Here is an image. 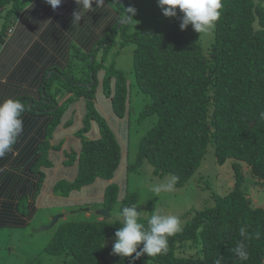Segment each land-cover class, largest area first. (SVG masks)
<instances>
[{
	"label": "trees",
	"instance_id": "trees-1",
	"mask_svg": "<svg viewBox=\"0 0 264 264\" xmlns=\"http://www.w3.org/2000/svg\"><path fill=\"white\" fill-rule=\"evenodd\" d=\"M262 1L258 0L255 13L264 28ZM109 3L117 13L116 23L104 33L97 47L89 53L74 49L67 69H54L41 82L44 95L39 103L45 109L52 110L51 102L64 93L71 95L67 99L71 102L83 98L87 113L78 135L82 136L92 119L100 132L97 138H82L75 159V178L58 182L56 192L66 196L97 179L108 182L114 177L122 150L114 133L94 111L93 97L101 86L114 114L126 120L129 130L130 83L115 68L113 57L107 65L104 63L114 37L119 39V47L132 42L134 84L151 101L137 119L155 115L156 122L140 139L136 163L127 170L147 162L156 176L178 177L175 187L180 188L196 172L208 144L212 143L217 164L231 160L234 180L225 194L212 195L211 206L188 215L182 230L168 238L166 252L154 256L142 254L135 264H217V261L264 264V208L253 206L242 186L244 170L250 178L264 182V29L253 33L252 0H222L221 16L213 28L214 41L206 57L200 44L172 34L161 32L145 37L130 32L132 15L123 17L129 3L126 0ZM20 6L21 0H0V8L5 9L0 43L13 26ZM75 59L82 64L72 68ZM100 71L103 75L99 79ZM18 99L25 110L43 114L37 108L38 102ZM63 110L58 107L51 112L54 122L49 127L57 124ZM47 149L46 145L40 147L35 169L48 165ZM134 197L135 193L129 194L126 189L122 193L114 182H109L104 189L102 207L111 211L120 201L123 209ZM147 220L140 222L147 225ZM55 226L54 235L43 251L60 256L63 264H101L108 252L104 241L115 237V231L123 224L96 218L65 220ZM241 228L246 230L243 236ZM238 244L245 246L247 260L242 261L234 252ZM185 251L190 253L186 255ZM130 260L119 257L117 264H130Z\"/></svg>",
	"mask_w": 264,
	"mask_h": 264
},
{
	"label": "crops",
	"instance_id": "crops-1",
	"mask_svg": "<svg viewBox=\"0 0 264 264\" xmlns=\"http://www.w3.org/2000/svg\"><path fill=\"white\" fill-rule=\"evenodd\" d=\"M26 2L21 0L10 27L12 32L7 33L0 43V102L9 98H29L30 103L38 102L37 108L42 109L43 114L24 111L23 133L13 150L0 158V231L25 228L36 213L44 209L57 208L56 213L65 215V209L79 207L90 216V208L86 207L94 203L102 205L104 189L109 182H114L122 193L127 185L128 124L114 114L109 97L101 86L96 88L93 97L94 111L120 143L122 159L112 180L97 179L66 196L56 192L55 187L60 181L70 182L75 178V159L81 140L99 137L98 125L94 119L89 120L86 131L82 136L78 135L87 113L83 98L71 102L67 100L70 94H62L64 96L51 102L52 110L39 103L44 95L41 82L46 74L54 69L66 70L74 49L84 53L94 49L104 33L116 23L115 9L108 0H104L100 6L93 4L79 23L73 24V12L78 10L76 0H62L55 10L45 0ZM4 12L5 9L0 8V16ZM102 75L100 71L98 78ZM58 107L64 110L48 137L47 129L54 122L51 112ZM46 143L48 165L35 169L40 147ZM260 206L264 208V204ZM56 213L49 214V217ZM96 218L102 219L99 215Z\"/></svg>",
	"mask_w": 264,
	"mask_h": 264
},
{
	"label": "rangeland",
	"instance_id": "rangeland-1",
	"mask_svg": "<svg viewBox=\"0 0 264 264\" xmlns=\"http://www.w3.org/2000/svg\"><path fill=\"white\" fill-rule=\"evenodd\" d=\"M26 1L23 0L25 4L27 3ZM108 1L110 2V0ZM126 1L129 3V7L136 9L135 15L131 14L132 22L128 29L130 32H136L138 35L145 37L161 32L172 34L200 44L202 54L205 57L207 56L208 50L214 41L213 29L208 33L199 34L194 32L192 26L189 25L185 30L181 31L179 25L183 14L179 10H177L176 17H165L162 14L161 8L158 7V0ZM262 2L264 3V0ZM127 15L128 12L123 17ZM2 17L0 16V25H2ZM134 46V43L128 42L122 47H119V39L114 37L112 39L109 58L104 63L107 65L110 57H113L115 68L121 71L126 77L127 82L130 83L128 90L130 122L128 130L129 137L126 145L129 166L136 163L140 139L156 122L155 115L147 116L140 120L137 119L139 112L147 107L151 101L148 97L140 93L134 84L132 72ZM97 59H99V55H97ZM80 64L82 62L75 59V62L72 63V68H76ZM53 128L54 126L48 127V137L52 135L51 131ZM45 145L47 146V143ZM171 177L173 176L164 175L159 177L154 175L152 173V167L147 162H143L138 168L128 171L125 189L129 194L135 193V197L133 201L129 200L127 206H135L138 209L140 212V220L149 219L152 214L176 215L181 219L182 227L189 214L211 206L213 204L212 195L221 196L225 194V192L230 190L234 182L231 160H226L223 165L217 164L213 155L212 143L208 144L198 169L185 186L180 188L174 186V190L172 191L156 192L153 190L157 186L167 184ZM242 186L244 193L250 199L253 206L259 207L261 204H264V182L261 181L260 183L255 181L250 178L248 171L244 170ZM94 204L86 207L90 208V216H87L86 212L80 211L79 207L74 208L76 211L65 209V215L59 218L57 223L64 222L65 220L81 221L96 219V211L103 207L102 205ZM120 209V201H117L111 211H109L110 215L106 220L109 223L122 221V217L120 216L122 209ZM56 212L57 208L39 210L27 227L16 230H1L0 264H63L60 256H51L43 251L44 246L52 239L57 223L52 228L35 231L48 225L52 217H49V214ZM114 242L115 237L107 238L104 241V246L108 252L101 264H117L119 256L112 253ZM189 253V251H185L186 255Z\"/></svg>",
	"mask_w": 264,
	"mask_h": 264
},
{
	"label": "clouds",
	"instance_id": "clouds-1",
	"mask_svg": "<svg viewBox=\"0 0 264 264\" xmlns=\"http://www.w3.org/2000/svg\"><path fill=\"white\" fill-rule=\"evenodd\" d=\"M55 10L62 0H45ZM104 0H76L78 10L73 12V24H78L85 14L95 6L102 5ZM165 17H176L177 10L182 13L180 30H185L189 25L196 33H208L220 19L222 0H158ZM128 13L135 15L136 9L129 7ZM25 111L24 104L19 99H6L0 102V158L10 153L18 138L23 133L24 121L22 119ZM178 177H171L167 184L157 186L153 190L172 191ZM120 216L122 227L115 231V242L112 253L121 258H131L130 264L142 254L154 256L168 250L169 237L182 230L181 219L176 215L152 214L147 220V225L140 222V212L135 206L124 207ZM241 235L246 230L240 229ZM259 238V233H257ZM236 255L243 261L248 259V252L243 244H238L234 249ZM219 264V261H217Z\"/></svg>",
	"mask_w": 264,
	"mask_h": 264
},
{
	"label": "water",
	"instance_id": "water-1",
	"mask_svg": "<svg viewBox=\"0 0 264 264\" xmlns=\"http://www.w3.org/2000/svg\"><path fill=\"white\" fill-rule=\"evenodd\" d=\"M253 1V7H252V12H253V15L255 16V19L252 23V29H253V33L257 32L258 30L260 29H263L260 24H259V18L256 16V13H255V8L258 4V0H252ZM252 123H250V125H252ZM96 214L97 215H100L101 217H108L110 214L108 212V209H99L98 211H96ZM63 215L62 214H56V215H53L51 217V221L48 225L44 226V227H41L40 229H37L35 231H40L42 229H49V228H52L58 221L59 218H61Z\"/></svg>",
	"mask_w": 264,
	"mask_h": 264
},
{
	"label": "bare ground",
	"instance_id": "bare-ground-1",
	"mask_svg": "<svg viewBox=\"0 0 264 264\" xmlns=\"http://www.w3.org/2000/svg\"><path fill=\"white\" fill-rule=\"evenodd\" d=\"M252 3H253V1H252ZM253 7V6H252ZM253 13V12H252ZM254 19H255V16H254ZM254 21V20H253ZM122 23V21H120L119 22V25H118V27L120 26V24ZM253 23V22H252ZM251 26H252V24H251ZM117 27V28H118ZM263 28V27H262ZM264 29V28H263ZM253 30V29H252ZM261 30V29H260ZM108 212H109V210H108ZM100 216V215H99ZM109 217V216H108ZM108 217H102V219H105V218H108Z\"/></svg>",
	"mask_w": 264,
	"mask_h": 264
},
{
	"label": "built area",
	"instance_id": "built-area-1",
	"mask_svg": "<svg viewBox=\"0 0 264 264\" xmlns=\"http://www.w3.org/2000/svg\"><path fill=\"white\" fill-rule=\"evenodd\" d=\"M11 32H12V28H10V29L8 30V32H7V33L9 34V33H11Z\"/></svg>",
	"mask_w": 264,
	"mask_h": 264
}]
</instances>
